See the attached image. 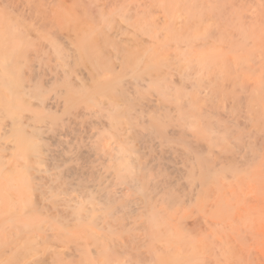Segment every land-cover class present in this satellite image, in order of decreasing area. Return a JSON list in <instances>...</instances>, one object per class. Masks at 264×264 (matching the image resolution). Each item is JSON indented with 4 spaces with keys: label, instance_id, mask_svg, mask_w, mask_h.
<instances>
[{
    "label": "bare ground",
    "instance_id": "6f19581e",
    "mask_svg": "<svg viewBox=\"0 0 264 264\" xmlns=\"http://www.w3.org/2000/svg\"><path fill=\"white\" fill-rule=\"evenodd\" d=\"M75 1L71 8L65 5L67 9L77 12L82 3L77 6ZM0 2L6 5L0 10V264H127L114 262L107 243L110 234L97 229L109 227L107 218L120 221L117 193L123 189L111 194L108 187L128 181L136 191L143 190L140 155H135L129 142L135 139L137 105L150 107L153 100L137 87L146 84L159 97L160 103L151 106L156 113L163 111L152 121L157 138L168 123V108L162 102L183 94L167 82L160 58L124 55L126 50L116 45L126 44L129 37L121 35L133 32L139 33L134 34L137 40L146 41L143 36L151 37L158 23L171 39H179L173 35L174 26L182 23L183 14L193 13L199 2L164 0L158 11L154 7L158 4L147 1L127 6L124 0H100L95 11L103 15L116 10L119 18H111L113 24L102 27V20L94 27L97 15L79 19L74 12V18L60 20L61 11L53 8L63 5L54 6L52 1ZM71 21L74 24L68 26ZM183 61L186 70L209 71L203 59ZM204 83L196 77L193 85L198 89ZM145 99L147 104L142 102ZM194 105L188 100V110L179 111L181 123L196 122ZM250 110L259 114L253 120L260 121L250 130L236 117L215 113L216 120L204 130L207 135L201 133L207 141L200 144L197 173H183L188 184L195 182L199 189L196 204L203 225L218 227L219 233L212 235V243L196 244L168 229L164 217L151 214L150 243L160 239L164 227L168 244L182 248L179 254L170 249L165 256L152 253L157 264H202L212 256L224 264H264V109ZM76 162L77 167H72ZM90 245L95 247L93 252Z\"/></svg>",
    "mask_w": 264,
    "mask_h": 264
},
{
    "label": "rangeland",
    "instance_id": "374dc122",
    "mask_svg": "<svg viewBox=\"0 0 264 264\" xmlns=\"http://www.w3.org/2000/svg\"><path fill=\"white\" fill-rule=\"evenodd\" d=\"M42 1L44 3L46 1V4H48V1H52L51 4L54 6L57 3L63 5V0L60 2L59 0ZM66 1H63L64 4L71 8L75 0ZM89 1L76 0L77 6L82 3V6L78 7L77 12L67 9L65 5H60L62 6L61 9H53H56L55 12L61 11L60 20L68 17L74 18L72 16L74 12L79 19L85 16V18H90V15L96 17L97 15L94 27L98 26L99 20H102L99 21L101 22L99 26L102 27L109 23L113 24L109 21L111 18L119 19L116 15L118 13L116 10L113 13H104L103 15L95 11L98 10L96 5L100 4V0H91L93 3L95 2V5L92 2L89 3ZM146 1L152 2L154 5L158 4L154 6L156 9L158 8V11H161L164 3V0H124V3L128 6ZM198 2L199 7L191 14H185V16L183 14L182 23L174 26L173 35L175 33L179 39H171L169 33L165 31L164 25L158 23L151 37L143 36L146 41L137 40L134 34L139 33L133 32L132 34L121 35L125 39L129 37L127 39L129 41L126 42L127 45L125 42L116 45L118 48L122 47L121 49L127 51L123 52L124 55L135 54L136 58H143L142 55H144V58H160V68L161 71L163 70L167 74V82L170 83L174 90L182 92L183 96L182 98L169 96L167 101L162 102L168 108L165 111L168 123L165 125L162 137L157 138L152 131V121L155 120V117L158 118L163 114V111L162 113H156L151 106L156 102L160 103L158 101L159 97L156 92L148 91L146 84H141L137 87L146 99L153 100L151 103H148L146 99L142 101L146 104H151V108L146 107V105H137L136 111L138 114H136V117L138 124L134 131L135 139H131L129 142L130 145L135 147V155H140V176L143 190L142 192L136 191L134 188L135 184L133 183L131 186L128 181L122 185L108 187L107 191L111 194H114L117 189H123L122 192L117 193L119 195L118 205L122 206L117 209L119 210L120 221L118 223L107 218L105 222L109 224V227L105 228V230L97 229L101 234H110L108 237L111 239L107 243L115 254L113 258L115 263L157 264L154 262V253L165 256L169 249L178 254L182 251L181 246H170L168 244L166 241L167 237L163 236L166 230L164 227L161 229L162 236L160 239L150 243L148 220L151 214L164 217L167 221L166 227H169L168 229L175 230V232L179 231L180 235L184 238L192 239L196 244H199L202 240L212 243L214 238L212 235H217L219 228L203 225L205 223L199 218L201 216L197 212L196 204L199 189L195 182L189 185L186 177L188 172L197 173V160L202 157L200 144L206 140L203 138L204 130L216 120L215 113L225 114L231 118L236 117L238 120L244 121L247 130L252 129L255 122H260L253 120L259 114L255 111L252 112L250 108L258 106L264 109V0H198ZM0 5V10L2 7H6L1 2ZM204 5H207L208 8L204 7ZM69 10L71 12H68ZM250 14L254 16L250 17ZM2 15L3 11L0 12V20ZM156 15L153 14L152 18H155ZM212 16H215V18H212ZM222 17H224L223 20ZM72 24L74 23L71 21L68 26H72ZM122 25L124 26L125 23ZM62 27L64 26L62 25ZM129 29L134 30L131 27ZM65 30L68 31L69 29ZM177 31L180 33H177ZM182 31L183 34L186 33L182 35ZM178 34H181V36ZM71 35H74L72 29ZM185 37L188 38L186 41ZM132 44H137V48ZM180 45L183 47L181 48ZM156 51L157 53H155ZM214 55L216 56L214 57ZM183 58L185 60L203 59L209 64V71L186 70ZM112 60L115 61V59ZM221 66H223V69ZM188 71L190 72L188 73ZM214 73H216V76ZM196 77H201L205 80L203 86L198 89L194 88L193 85ZM134 96L138 97L136 93ZM188 100L195 102L193 113L196 116V122L192 123V125L181 123L178 118L179 111L188 110ZM212 113L214 114L212 115ZM226 126L231 127V124L226 123ZM146 135L149 136L147 137ZM109 150L107 146L106 152L112 155L113 152L111 153ZM76 164L78 165L79 162L71 163V166L74 167L75 165L77 167ZM107 164L105 165V170H108L107 167L110 165ZM183 173H186V176ZM186 183L188 184L187 186L185 185ZM45 186L43 187L44 189L46 188ZM187 195L190 196L189 201ZM170 197L173 198L171 203L169 201ZM59 209L64 208L60 207ZM109 230L111 233L108 232ZM112 241H115V243ZM99 242L100 240L97 241V243ZM149 244L151 247H148ZM92 248L95 249L93 245H90L89 249L94 251ZM64 250L67 253L71 251L66 247ZM72 254L73 252L71 251V256ZM151 257L154 263L149 262ZM144 259L148 260L145 262ZM212 263L224 264L221 258L217 256L205 257L202 261V264Z\"/></svg>",
    "mask_w": 264,
    "mask_h": 264
}]
</instances>
